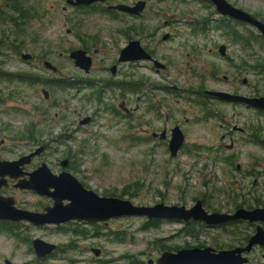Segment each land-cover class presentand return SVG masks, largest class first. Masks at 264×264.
<instances>
[{
	"label": "rangeland",
	"instance_id": "rangeland-1",
	"mask_svg": "<svg viewBox=\"0 0 264 264\" xmlns=\"http://www.w3.org/2000/svg\"><path fill=\"white\" fill-rule=\"evenodd\" d=\"M30 1L37 11L43 6L42 0ZM145 1L144 27H160L161 31H169L173 36L171 40L160 43L157 49L159 54L169 53V66L158 72L139 69L145 91L140 108L127 119H122L119 107L122 100L118 90L109 92V96L102 100L104 110L97 108L96 98H86L87 90H80V93H75L73 89L52 92L46 102L40 93L39 89L43 86L39 82L33 79L26 83L14 82L17 96L6 99L0 95V125L8 126L2 128V134L16 141L22 140L25 130L39 136L42 132L50 133L54 137L60 133L62 126L68 124L67 121H74V108L81 109L83 115H91L98 109L90 124L79 126L76 132L69 128L66 132L70 138L47 148L43 161L49 169L56 172L60 169L59 160L70 156L69 171L87 188L98 195L127 199L135 205L162 202L188 207L199 199L209 211L227 212L239 203V199L252 196V192L264 201V119L242 106L229 108L223 103H206L198 92L237 90L247 95L255 91L256 96H264V75L256 72V66L264 65V39L256 38L258 33L252 27L211 19L220 16L195 0H185L184 3L174 0ZM225 1L264 22V0ZM180 13H185L184 18L189 22L181 21L184 18ZM92 22V29L120 27L119 22L96 17ZM202 22L208 28L207 33L192 34L191 28L200 26ZM56 32L57 36L51 34L47 37L54 41L48 52L50 60L57 64V60L64 58L58 56V52L63 51L66 55L65 48L74 46L75 42L71 37L62 35L61 29ZM233 34L253 36L250 50L247 47L242 49L243 44L233 40ZM61 36L67 44L57 46L55 37ZM117 43V47L122 44L121 41ZM220 44L224 45L225 56L230 60L218 54L217 46ZM107 51L114 53L113 47ZM25 52L34 59L43 57V33L39 29L34 28ZM248 54L251 55L249 63L255 67L254 71L236 73L234 65L247 58ZM30 66L34 70L30 74L43 77V71H38L40 63ZM60 70L57 77L71 75L85 78L71 63L64 64ZM46 75L53 76L51 73ZM101 75L92 74V77ZM103 77L108 78V73ZM242 77L246 79L245 84L240 82ZM155 101L159 107L153 115L145 105ZM124 102L127 107H135L137 103L133 97L126 95ZM43 107L54 108L51 113L57 112L60 119L51 121L48 127L42 129L34 113L35 109ZM143 111L144 122H141L139 117ZM231 112L235 115L232 116ZM219 113H223L224 120ZM175 124L184 138L176 155L171 157L166 140L158 142L148 135L151 130H159L163 126L168 132ZM232 124L241 126L243 132L231 130ZM142 129L143 140H136V137H141ZM230 143L232 145L228 148ZM15 149L19 152L28 150L22 143L16 144ZM236 163L240 166L239 170L234 168ZM254 180L256 185L252 186ZM145 220L144 217L125 216L92 225L75 221L59 227L43 226L42 230L17 228L16 236L0 231V264H36L28 242L33 237H41L56 246L52 255L40 264H147V259L153 261L164 250L206 245L225 249L236 242L234 235L238 230L240 236L248 231L243 225L235 224L202 228L196 223L185 227L172 220H161L149 226ZM94 250L98 251L97 255ZM259 252L255 249L249 255V264L260 260Z\"/></svg>",
	"mask_w": 264,
	"mask_h": 264
},
{
	"label": "flooded vegetation",
	"instance_id": "flooded-vegetation-1",
	"mask_svg": "<svg viewBox=\"0 0 264 264\" xmlns=\"http://www.w3.org/2000/svg\"><path fill=\"white\" fill-rule=\"evenodd\" d=\"M138 1H144L143 9L138 13L119 11L113 8H108L110 6L118 4L125 5L127 7H133ZM174 1L179 3L185 2V0ZM195 1L199 2L206 9H213L214 12L219 15L215 11L214 5L209 0ZM145 2V0H103L102 2L96 1L84 5L75 4V0H42L43 6L39 9V11H37L32 8L30 0H3L0 7V84H2V87L0 86V95L5 97L6 99L15 97L17 96V91H15L12 83H26L33 79L43 86L39 90L42 98L46 102L50 98L52 92L73 89L75 93H80V90H87L88 93L86 98H96L98 104L97 108L99 109V107H101L105 110V103H103L102 100L109 96V92L118 90V95L122 100L119 104V107L121 109V118L127 119L132 114V112L137 110V108H140V106H142L144 102V79L143 76L139 73V69L147 68L149 70L158 72L159 70H164L171 63V57L169 53L165 52L159 54L157 49L160 43L171 40L173 34L169 31H161L160 27H144L143 10L146 6ZM176 9L177 8H175V10ZM180 15L183 16V18L185 17V13H180ZM219 16L220 18L211 19H215V21L221 23L229 21L236 25L252 27L251 25L243 21H237L226 16ZM95 17L99 20L105 19L107 21L119 22L120 27L113 29H107L103 27L92 29V26H94L92 19ZM180 20L184 21L185 23L189 22V20H185V18ZM199 25L200 26L191 28L193 31L191 32L192 34L204 35L207 33V26L203 25V22L199 23ZM34 28L39 29L43 33V57H40L41 59H34L31 54L25 52L26 47L30 44ZM59 29L62 30V35L71 37V39L75 42V45H69L67 46V48H65V50H67L66 55L65 53H63V51L58 52V56L62 58L64 57L65 59L63 58L62 60H57V65L54 61L50 60V53L48 52L51 50V46H53L52 42L54 41H50L47 36L51 34H55L57 36L56 31H59ZM237 35V39L239 37L243 40L241 42V44H243L242 49H246L247 47L248 50H250V41L253 40V36L248 35L247 37H241L240 34ZM55 38L57 40V46L67 44L64 37L61 36ZM237 39L233 37V40ZM117 41H121L122 43L119 47H117ZM131 42L137 43V45L146 54V58L125 59L118 61L120 49L127 47V45ZM111 47H113L114 49V53L112 54L108 53L107 51V49H110ZM72 51H82L84 55L89 58L90 64L87 70H84L75 65L74 60L69 56L70 52ZM26 53L29 54V57L23 59L22 55ZM220 56H225V47L224 55ZM225 57V59L230 60L229 57ZM250 60L251 55L248 54L247 58H244L243 61H239L238 65H234L236 73H239V71L247 73L253 72L255 67L249 63ZM154 61L159 63V65H161L162 67L156 66ZM35 63H40L41 68H39L38 71H43V77H38L37 75L33 76L34 73L30 74V72H34V70L31 69L32 66H30V64ZM66 63H71V65L79 72H81L85 78H79L71 75H69L67 78L57 77L56 75L61 72L60 68H63L64 64ZM48 65H50V67H48ZM47 73H51L53 74V76L48 77L46 75ZM98 73H102L103 75L96 78L92 77V74ZM106 73H108V78L103 77ZM86 76H89L90 78ZM238 76L239 74H237V78ZM116 77L119 78V80ZM223 78L226 79L225 76H223ZM240 82L242 84H245L246 79L242 77L240 79ZM41 90H43V92H41ZM206 91L208 90H198V92L202 95L201 97L205 98L206 103H223L229 108L242 106L250 109L253 112H256L264 119V109H255L248 106L247 104L218 99L213 95H209L208 93H206ZM223 92L245 97L256 96L255 91L253 94L247 95L240 94L237 90ZM125 95L131 96L137 101L135 107H127L125 105ZM199 104H202V102ZM158 107L159 103L157 101L152 103L147 102V104L145 105V108L148 111H151L153 115L154 113H157ZM52 109L54 108L43 107L40 109H35L34 115L38 116L37 120L39 121L42 129L45 126L48 127L51 121L55 122L60 119V115L57 112L51 113ZM98 109L94 110V113H96ZM81 111L82 110L79 108H74L72 110L74 121H67L68 124L62 126L60 133L54 137H52L50 133L45 134L42 132V136H39V134L25 130V134L23 135L22 140L16 141V139L12 138L11 136L3 135L2 128H6L8 126L6 124L0 125V205L11 210L13 217L12 219L0 218V231H8L10 235L16 236L17 228H35L42 230L43 226L59 227L69 222H75L74 220L67 221L61 224L43 225V223L41 224L31 221V219L26 218V216L43 214L44 208L48 207L52 203V200L49 197L43 195V165H45V167L52 174H58L62 170H65L73 175L69 171V162L71 160L69 158L70 156L60 159L58 162L60 169L56 172H53L51 169H49L47 163L43 161V153H45L47 151V148L52 144L70 138V134L66 132V130H70L69 128H72V132H76L79 131V126L88 125L92 122L94 113H92L91 115H83ZM112 112L115 113L114 110ZM205 112L209 113L206 110ZM31 114L32 112L30 113V115ZM222 115L223 113H219V116L222 117ZM231 115L233 116L235 115V113L231 112ZM143 116L144 111L141 113V119L139 117V120L141 122H144ZM84 119L86 121L81 122ZM75 121L77 125H75ZM174 126H177L179 128L177 124L173 125L171 128H173ZM171 128L168 129V132L165 126L161 127V129L159 130H151L148 136L158 142L166 140L167 148V139L169 137ZM230 128L233 131L243 132V128L235 124H232ZM162 130L165 131L164 139L158 140L152 136V133ZM141 132V137H136V140H143V129ZM48 137H51V139H48ZM146 139L147 137L144 138V140ZM19 143H22L24 146H26L28 150H26V152L17 151L15 149V146ZM231 145L232 144L230 143L229 148L231 147ZM63 160H66L64 167L60 164ZM236 166H238V168H236ZM234 168L236 170H239V164L236 163ZM79 182L85 188H87L81 181ZM251 185L255 186L256 180L252 181ZM253 193L254 192H252V196H250L249 198L244 197V199H239V203L234 205L233 209L231 211H227V213H232L237 208L252 209L257 207H264V201L261 199L259 200L255 193ZM200 201L201 206L203 207L202 200ZM63 203H65V201H63ZM203 209L207 212H213L205 209L204 207ZM148 221H150L149 223H157V221L161 220L149 219L145 220V223H147ZM172 221L176 223L178 222L185 227L195 223L202 228H222L227 225L235 224L234 226L243 225V227H246L248 229V231L241 236L239 235L238 230V233L234 235V237L236 236L237 239L236 242L233 245L227 246V248L225 249L244 246L250 235L254 232L256 225L261 226L264 231V222H250L240 219L217 224L212 227H207L202 221ZM34 238L42 240L41 237H33L32 239ZM31 240L30 238L28 239L30 245ZM206 246L214 250L223 249L222 247H213L209 245ZM255 249H258L260 251L258 255L260 260L255 264H262L261 256L264 253V247H260L258 245H253L247 253H242L246 256V262L244 264H249V255ZM52 253L49 255H52ZM49 255L43 258V256L39 257L34 254L33 260L36 264H40L43 263V259L48 258Z\"/></svg>",
	"mask_w": 264,
	"mask_h": 264
},
{
	"label": "water",
	"instance_id": "water-1",
	"mask_svg": "<svg viewBox=\"0 0 264 264\" xmlns=\"http://www.w3.org/2000/svg\"><path fill=\"white\" fill-rule=\"evenodd\" d=\"M102 2L103 0H75V4H89L91 2ZM215 8V11L221 15L230 17L237 21L248 23L264 39V22L251 16L249 13L232 6L225 0H209ZM144 7V1H138L135 6L127 7L125 5H114L113 8L119 11L140 12ZM218 53L224 55V46H218ZM74 60L75 65L87 70L89 67V58L82 51H72L69 54ZM29 54H23L26 59ZM146 58V54L137 45L131 42L120 49L118 61L125 59ZM155 62V61H154ZM158 64V65H157ZM156 66H160L155 62ZM50 67V65H48ZM43 92V90H41ZM45 93V92H44ZM218 99L247 104L255 109H264V96L245 97L241 95L230 94L223 91H206ZM46 97V96H45ZM84 119L81 122H85ZM152 136L158 140L165 138V131L152 133ZM183 143V134L177 126L170 129L167 139V150L171 157L175 156ZM229 148V145H228ZM66 160L60 164L64 167ZM238 168V166H236ZM36 180V179H35ZM43 195L52 200L51 205L45 207L43 214L26 216L33 222L45 224H61L67 221H81L86 224L105 222L106 220L125 217L138 216L145 219L154 220H175L179 222L202 221L207 227L222 224L234 220H247L254 222H264V207L252 209L237 208L232 213L227 212H207L201 206L200 200H195L189 207L184 205H167L157 202L152 205H135L127 199L115 196H102L89 188H85L73 175L62 170L58 174H52L43 165ZM65 201V203H63ZM0 218L12 219V212L6 207L0 205ZM258 245L264 247V231L261 226L256 225L254 232L248 238L246 244L231 249L214 250L208 246L203 247H184L174 251H161L152 261L148 259L147 264H244L247 253L251 246ZM31 247L36 256L46 257L51 254L55 245L34 238L31 240ZM97 255L98 251L94 250ZM262 264H264V253L262 254Z\"/></svg>",
	"mask_w": 264,
	"mask_h": 264
},
{
	"label": "trees",
	"instance_id": "trees-1",
	"mask_svg": "<svg viewBox=\"0 0 264 264\" xmlns=\"http://www.w3.org/2000/svg\"><path fill=\"white\" fill-rule=\"evenodd\" d=\"M237 36H238V35L233 34V37H234L235 39H237ZM259 37H260V36L258 35L256 38H259ZM237 40L240 41V42L243 41V40H242L241 38H239V37H238ZM256 68H257L256 72H258V73L264 75V65H263V66H261V65L256 66ZM150 220H152V219H150ZM149 222H150V221H148V222L145 223V224H146V225H149V226H152V225L156 224V223H149Z\"/></svg>",
	"mask_w": 264,
	"mask_h": 264
}]
</instances>
